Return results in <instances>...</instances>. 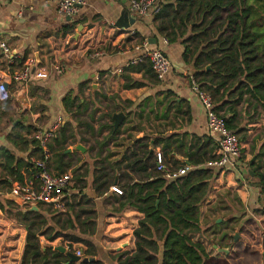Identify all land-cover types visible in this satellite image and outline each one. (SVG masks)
Instances as JSON below:
<instances>
[{"label": "crops", "instance_id": "obj_1", "mask_svg": "<svg viewBox=\"0 0 264 264\" xmlns=\"http://www.w3.org/2000/svg\"><path fill=\"white\" fill-rule=\"evenodd\" d=\"M125 1L85 0L76 15L67 17L59 12L57 4L51 0H0V43L6 41L11 51L7 57L0 48V75L9 80L13 95L9 100L13 109L20 113H31L38 129L52 127L59 117H63L65 125L70 123L64 104V98L70 93H73V97L79 96L74 109L81 106L91 113L97 110L94 119H91V115L81 124L77 117L72 118L74 131H82L85 140L71 142L72 138L69 137L65 142V154L73 153L81 143L85 151H91L94 158L93 173L88 176V182L84 183L85 175L81 176V180L84 194L89 189L95 193L94 197L89 195L98 210L94 242L99 257L109 264H116L110 255L135 250L134 230L144 217L134 208H126L116 214L114 211L118 202L112 187H125L129 183L146 179L151 172V168L146 167L155 165L158 151L163 153L165 163L171 169L184 165H190L193 169L192 161L207 162V158L217 153L216 140L207 126L206 111L193 88L192 80L197 71L192 63L184 61L181 41L165 44L164 37L158 33L153 22L154 9L158 8L162 0H157L154 9L146 16L131 12L136 22L124 32L114 33L108 30L107 25L116 26L125 8L129 9V3ZM74 23L77 24L65 35V27ZM91 26H101L108 31V36L103 35L100 39L106 50L101 56H94L93 51L87 52L85 45L67 44L71 35L77 37L75 27L82 30ZM133 31L138 32L142 39L155 41L152 44L164 50L171 59L173 68L164 79L159 80L154 73H148L144 68H128V62L139 54L133 49L135 40L128 37ZM119 46H127L124 48L128 49L121 51ZM30 59H35L37 67L50 71V78L32 79L27 85L12 79L13 74L20 71ZM54 63L64 65L65 71L62 74L56 73ZM127 83L139 85L125 88L124 84ZM237 95L233 89L224 92V97L216 102V107L229 121L232 131L239 136L243 154L236 167L225 170L215 168L216 175L201 212L204 223L212 221V224H217V219H223V216L217 214L230 210L225 220L229 222L236 218L234 222H229L235 228V235L239 234V226L253 215V210L264 206V195L257 185L258 176L250 167V163H254L257 172L264 173V108L248 94L235 104L234 98ZM34 104L44 109L31 112ZM119 112L124 113L122 127L117 134H112V115ZM44 116L46 118L42 122ZM11 128L0 132V148L12 147L6 139ZM64 160L69 162L70 159L66 156ZM50 166L57 173L73 170V177L77 179L78 172H84L79 165H72L71 168L58 166V159L53 154ZM84 166L89 167L87 164ZM104 166L112 173L116 172V176L110 188L99 195L95 190L94 175ZM1 180L0 195L23 206L10 193L15 181L9 179L12 185L8 189L1 188ZM79 195L80 191L74 188L68 190L67 197ZM230 206L233 208H227ZM221 229L222 226L216 232V240H220L226 233L225 228ZM26 234V227L13 222L0 210V264H20ZM41 244L45 248L51 243L41 237ZM235 264H264V247L259 244L256 252L244 254Z\"/></svg>", "mask_w": 264, "mask_h": 264}, {"label": "trees", "instance_id": "obj_2", "mask_svg": "<svg viewBox=\"0 0 264 264\" xmlns=\"http://www.w3.org/2000/svg\"><path fill=\"white\" fill-rule=\"evenodd\" d=\"M262 14L264 0H162L154 11L153 22L168 43L181 41L184 61L193 64L197 71L194 76L197 83L212 95L218 112L216 102L231 89L238 93L234 98L235 104L248 94L264 108V54L259 52L258 37L253 30V23L261 20L262 16L259 15ZM76 24L66 26L64 34ZM128 68H144L146 72L154 73L149 62ZM137 85L139 83H127L124 87ZM72 94L64 98L65 108L70 113H77L74 106L79 96L73 97ZM0 108L3 109L0 117L8 114L12 109L11 101L0 102ZM35 111L34 104L31 112ZM14 114L11 131L6 135L12 147L0 148V179L10 186L9 189L12 185L9 179L22 182L26 176H32L34 170L28 161L30 152L41 153L33 138L38 128L26 121L31 113L15 111ZM17 119L20 121L14 124ZM225 122L232 130L229 121L225 119ZM121 127L114 131L113 125H110L111 133L117 134ZM62 130L65 131V127ZM57 133L48 145L50 152L52 147L54 150V140L56 144L61 142L57 139ZM22 153L27 155L21 156ZM56 154L58 166L69 168L70 163L61 159L65 153L61 151ZM214 158L216 155L207 158V162L192 161L194 168L177 179H168L157 171L155 160V165L146 167L151 168L146 179L121 187V194L114 192L118 202L114 211L116 214L126 208H134L144 215L134 230L135 250L110 255L116 264H235L244 254L256 252L259 244L264 247V206L254 209L253 215L239 226L237 239L232 227V234H225L216 240L217 230L227 220L223 219L222 223L217 224L202 221V204L216 175L215 168L207 167L206 163ZM250 167L258 176L257 185L264 195V173L257 172L254 163H250ZM112 172L105 166L95 172V190L99 195L106 192L114 181L116 172ZM66 200L67 209L64 212L47 205H39V210H31L0 195V210L10 220L27 228L20 264H109L99 257L94 242L98 210L92 198L83 191L78 199L66 197ZM235 219L230 220L234 222ZM41 237L49 242L59 238L66 240L70 251H74L73 244H81L84 256L94 257L95 260L71 261L66 253L52 245L43 248Z\"/></svg>", "mask_w": 264, "mask_h": 264}, {"label": "built area", "instance_id": "obj_3", "mask_svg": "<svg viewBox=\"0 0 264 264\" xmlns=\"http://www.w3.org/2000/svg\"><path fill=\"white\" fill-rule=\"evenodd\" d=\"M57 4L59 12L67 17L76 15L80 7L85 4V0H51ZM157 0H127L129 3V11L138 14L139 16H146L150 10L154 9ZM155 11V9H154ZM108 30L114 33H122L125 28L116 27L115 24L107 25ZM77 37L71 35V40L67 44L77 43L78 45H85L86 51L90 48L94 51V56H101L104 53L100 52L97 41L103 35L108 36V31L105 28L87 27L79 30L75 27ZM136 31L131 34L135 35ZM163 42L168 44V40L163 38ZM88 44V45H87ZM0 48L5 56H10V49L6 41L0 43ZM121 51H124L123 46H119ZM128 48H125V50ZM139 54L133 57L127 66H134L140 63L149 62L154 74L159 80L164 79L172 70L173 63L168 55L159 47L154 46L150 40L144 39L140 43L133 46ZM35 59H30L25 63L20 71L13 74L12 79L16 80L21 85H27L32 79L46 80L50 78V71L43 67H37ZM53 69L56 73L62 74L65 71V66L61 63H54ZM122 71V70H120ZM9 80L5 76L0 75V101H6L13 97L10 88H7ZM193 88L198 93L201 104L206 111L207 126L217 143L216 158L206 163L207 167L230 169L236 167L237 161L242 157L243 146L239 136L226 126L225 119L215 110V102L212 95L202 89L193 78ZM64 124L63 117H59L56 123L48 129H38L33 138L41 148L40 154H32L30 152L28 161L33 167L32 176H26L24 181H15L10 191L13 199L16 202L22 203L23 206L31 208L33 205L51 206L53 209L59 211H66L67 209V194L69 186L73 181V174L70 171L57 173L54 172L50 166L52 154L48 145L56 137V133ZM157 171L168 179H177L186 175L190 170V165H184L178 169H171L164 160V155L161 151L156 152ZM112 189L121 194L122 190L113 186ZM77 256H84L82 249H74L72 251Z\"/></svg>", "mask_w": 264, "mask_h": 264}, {"label": "rangeland", "instance_id": "obj_4", "mask_svg": "<svg viewBox=\"0 0 264 264\" xmlns=\"http://www.w3.org/2000/svg\"><path fill=\"white\" fill-rule=\"evenodd\" d=\"M257 14L258 13H257V10H256V5H255V17L257 16ZM259 16H262V19L259 20L257 23H253V30H254L255 34L257 35V37H258V49H259V52L261 54H264V14L259 15ZM128 37H130V38L133 37V39L135 40V43L136 44H138V43L141 42L140 39L137 40V37H138L137 33H135V35L130 34ZM102 38H103V36L100 37V39H102ZM100 41L101 40L97 41V43L99 45V47L97 49L100 52H105L106 51L104 49L105 45L104 44H101ZM136 44H134V45H136ZM124 47H127V46H124ZM124 50H125V48H124ZM90 51L92 53L93 50H91L89 48L87 50V52H90ZM35 107H36V110H39V111H41V110L44 109L43 107H38L37 104H36ZM75 110L77 111V113H69L68 111L66 112V114L70 117V123L67 122L66 125L64 123L63 126H65V131L60 130V132L57 133V139L60 140L61 142L58 143V144H56L57 143L56 140L53 141L52 146H53V144H56V146L54 147V150H53V147L51 148V152L53 154V157H56L57 156V154H56L57 152H61L62 151V152L65 153V146L67 147V144L65 145V142L67 140H69V137L72 138V141L71 142L85 140L82 131H77V132L74 131L75 130V127H73L72 126L73 124H71L74 121L72 118L76 119L75 117H77L78 121H80V124H81L83 122V120H88V118H90L91 115L93 116V118H91V119H94V117L97 114V110H94L92 113L89 112V109L86 110V109L80 108L79 110L78 109H75ZM2 112H3V109L0 108V114H2ZM14 113H15V110L12 107V109L8 111V114H4L3 116L0 117V132H3L5 129H8L9 127L11 128L12 120L15 118V114ZM27 116L28 117H27L26 121L28 123H33V120H32L33 117H32V115L29 114ZM45 118L46 117L44 116L43 119H42V122H44L43 120ZM42 122H40V123H42ZM63 126H61V129H62ZM69 131H70V133H69ZM81 152H82L81 149H76V150L73 151V153H67V154H65V156L63 158H61V159L64 160L65 157L67 156L70 159L69 160L70 166H72V165L78 166L79 165L80 166V169H83L84 170V172H78V176H79L78 179H77V177L76 178L73 177V180H75V183L74 184L72 183L69 186V189L70 190L71 189L73 190L74 188H76L77 191H80V193L84 191V187H83L84 184H83V181L81 180V176L82 175H85V177H84L85 178L84 179V183H87L88 182V179H89L88 176L91 173H93V160H94V158L91 155V151L90 150L84 151L83 153H81ZM84 164H87L89 167H85ZM69 168H71V167H69ZM66 171H70L73 174V170H66ZM87 172H90V173L89 174H86ZM215 182H216V180H215ZM73 185H75V186H73ZM8 187H10V186L7 185L6 183L5 184H2V186H1V188H8ZM114 192H116V191H114ZM86 195H88V194H86ZM73 197H76L78 199L80 197V195L79 196H72V199H73ZM43 208H47V207H43ZM227 208H233V206H230V207H227ZM229 211L230 210H227L226 213H224V214L222 212H221V214L218 213L217 216L218 215H221V216H223V219H228V216L230 215L229 214ZM60 213H63V212H60ZM223 219H222V221L220 223L223 222ZM232 227H231V225L227 221H225L222 224L221 231L225 228L226 229V233L225 234H228L231 231ZM50 243H51L50 245H54V247H57V246H60V245L61 246H65L66 248L68 247L67 249L69 250V242H67L66 240H63L61 238L55 240L54 242H50ZM73 245H74L73 246L74 249H82L81 244H73Z\"/></svg>", "mask_w": 264, "mask_h": 264}, {"label": "water", "instance_id": "obj_5", "mask_svg": "<svg viewBox=\"0 0 264 264\" xmlns=\"http://www.w3.org/2000/svg\"><path fill=\"white\" fill-rule=\"evenodd\" d=\"M125 1V0H124ZM126 2V1H125ZM136 22V19L134 17H132L131 12L129 11L128 8H125V10L123 11L121 17L119 18V20L116 23V26L119 28H125L128 29L131 25H133ZM151 43H155V41H151ZM210 69V66L208 67V70ZM10 87V85L7 84V88ZM112 118L114 120V124H113V129L114 131H116L120 125L123 122L124 119V113L123 112H119V113H114L112 115ZM19 120H17L15 123H17ZM76 149H81L82 151H85V148L79 144ZM70 150H67V152H69ZM86 194L90 195L91 197H94V191L93 189H89V191L86 192ZM31 210H39V207L36 205H33L31 208ZM222 221L221 218L217 219L215 221V223H220ZM27 229V228H26ZM239 236V234L235 235V239H237ZM56 249L60 250L63 253H66L71 261H84V262H88V261H94L95 258L94 257H84L82 258L81 256H77L75 253H73L72 251L68 250L65 246H57Z\"/></svg>", "mask_w": 264, "mask_h": 264}]
</instances>
